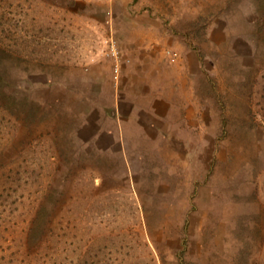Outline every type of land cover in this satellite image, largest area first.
I'll return each mask as SVG.
<instances>
[{"label":"rangeland","instance_id":"1","mask_svg":"<svg viewBox=\"0 0 264 264\" xmlns=\"http://www.w3.org/2000/svg\"><path fill=\"white\" fill-rule=\"evenodd\" d=\"M0 264H264V0H0Z\"/></svg>","mask_w":264,"mask_h":264}]
</instances>
